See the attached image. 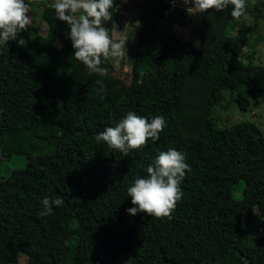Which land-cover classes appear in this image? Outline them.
<instances>
[{"label":"trees","instance_id":"obj_1","mask_svg":"<svg viewBox=\"0 0 264 264\" xmlns=\"http://www.w3.org/2000/svg\"><path fill=\"white\" fill-rule=\"evenodd\" d=\"M53 2H31L45 33L32 17L17 37L24 46L0 44V170L13 162L0 172V264L21 254L25 264H264V133L252 121L216 128L211 117L223 91L243 109L264 91V64L230 60L249 40L247 30L231 31V6L200 14L193 43L174 30L189 17L179 0H141L122 91L107 70L111 58L102 76L62 47L70 28ZM113 2L104 22L111 36L125 0ZM262 8L258 0L254 9ZM129 111L160 115L165 127L125 156L95 136ZM169 148L191 169L170 218L127 213V188ZM45 196L64 203L41 216ZM254 246L260 253L250 260Z\"/></svg>","mask_w":264,"mask_h":264},{"label":"clouds","instance_id":"obj_2","mask_svg":"<svg viewBox=\"0 0 264 264\" xmlns=\"http://www.w3.org/2000/svg\"><path fill=\"white\" fill-rule=\"evenodd\" d=\"M175 6L176 0H170ZM188 6L189 14H203L215 9L222 12L231 6L233 19L239 20L246 10V0H180ZM56 18L64 21L70 28L69 38L74 49L73 56L82 62L90 72L107 75L102 63L109 58L117 62L127 56V37L113 38L104 22L112 20L113 0H54L50 5ZM30 7L25 0H0V44L17 40L19 33L27 31L31 24L28 15ZM17 43L24 46L20 38ZM142 83V81H137ZM165 127L162 116L156 115L150 121L129 111L114 127H106L95 136L97 142L103 141L110 149L118 150L125 156L130 150L144 147L149 140L159 139V133ZM185 154L175 148L160 151L146 169V176L137 177L127 188L133 207L126 212L131 215L144 213L157 218L168 217L182 198L180 184L190 171ZM61 197L45 196L41 200V216L50 215L53 207L63 205Z\"/></svg>","mask_w":264,"mask_h":264},{"label":"rangeland","instance_id":"obj_3","mask_svg":"<svg viewBox=\"0 0 264 264\" xmlns=\"http://www.w3.org/2000/svg\"><path fill=\"white\" fill-rule=\"evenodd\" d=\"M39 2L40 0H29L27 1L30 12L28 15L33 17L35 23L40 25V32L45 33L47 29V23H43L40 20L41 7L37 4H32L31 2ZM258 0H246V10L245 14L239 19H230L231 31L233 32L240 30H247L249 37L248 43L244 45L240 51L230 57L232 62H243L248 63L249 59L253 63L264 64V9L258 12L254 9ZM141 0H125V2L120 6L118 14L115 17L113 37H127L126 49L127 56L122 60L117 62L115 59H110V65H108L107 70L112 75V78L120 86L122 91L127 90L130 82V70H131V57L134 52V46L137 41L138 34V15L140 11L139 3ZM180 2V0H179ZM181 3V2H180ZM183 4V3H181ZM248 10V11H247ZM199 15L193 20V16L189 15L187 19V24L183 27L175 25L176 34L183 38L189 39L193 43H196L199 37ZM232 32V33H233ZM62 47L71 48V41H65L61 43ZM253 51V55H246ZM229 91H223L221 100L213 107L211 112V117L216 128H225L231 126L234 123L241 121H252L259 129L264 133V91L259 92L255 95L249 97V104L243 109L239 106L238 102L234 99ZM13 162L5 163L1 168L0 172L3 173L6 166H10ZM5 175V174H4ZM240 185H237L233 191L234 197H239ZM254 219L261 218L259 213H255ZM202 237L197 241V244H201ZM260 249L258 247H252L248 251V258L250 260H256L259 256ZM27 257L25 254L19 256L17 264H25Z\"/></svg>","mask_w":264,"mask_h":264},{"label":"crops","instance_id":"obj_4","mask_svg":"<svg viewBox=\"0 0 264 264\" xmlns=\"http://www.w3.org/2000/svg\"><path fill=\"white\" fill-rule=\"evenodd\" d=\"M180 3V2H179ZM181 4V3H180ZM182 6H184L185 8L186 7H188V6H190V5H188V6H186V5H184V4H181ZM189 15H192L193 16V20L196 18V16L197 15H199L200 16V14H189ZM176 25V24H175ZM175 25H174V30H175ZM188 25V24H187Z\"/></svg>","mask_w":264,"mask_h":264}]
</instances>
